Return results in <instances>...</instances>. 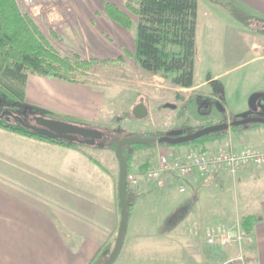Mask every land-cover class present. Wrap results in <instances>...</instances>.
<instances>
[{
	"label": "crops",
	"instance_id": "1",
	"mask_svg": "<svg viewBox=\"0 0 264 264\" xmlns=\"http://www.w3.org/2000/svg\"><path fill=\"white\" fill-rule=\"evenodd\" d=\"M59 1L69 8L63 15L67 28L62 30L68 36V43L61 49L64 54L77 53L100 61L120 58L131 65L125 50L135 52L138 18L133 15L132 27L125 28L109 17L104 7L111 2L125 9L127 0ZM207 1L204 8L214 11ZM233 1L248 17L259 19L254 23L264 29V0ZM200 7L198 0V21ZM33 17L43 29L41 21ZM245 33L247 50L259 52L264 33ZM136 67L144 76L157 77ZM98 88L91 83L29 72L26 103L100 123L108 110L107 95ZM145 102L152 112L146 98ZM137 103L132 102V110ZM238 136V140L233 139L237 147L247 144L240 139L244 134ZM165 148L157 146L158 152ZM247 168L238 174V180L252 177L260 188L251 193L243 212L226 209L219 197L210 210L201 209L199 218L183 220L180 214L161 223L155 217L145 218L144 207L137 201L131 210L123 249L114 264H264V165ZM216 210L224 213L226 220L211 223L216 219ZM234 215L238 219L256 218L250 229L252 239L241 248L235 244L226 248L209 245L195 235L198 227L232 224ZM117 228L115 186L83 152L0 127V264H91Z\"/></svg>",
	"mask_w": 264,
	"mask_h": 264
},
{
	"label": "rangeland",
	"instance_id": "2",
	"mask_svg": "<svg viewBox=\"0 0 264 264\" xmlns=\"http://www.w3.org/2000/svg\"><path fill=\"white\" fill-rule=\"evenodd\" d=\"M17 2L23 13H29L41 21L42 33L59 53L69 57L77 54L66 55L61 50L68 43V36L62 30L67 28L63 17L69 10L67 3L63 5L59 0H17ZM206 2L208 1L200 0L195 85L185 89L172 85L160 75L144 76L136 67L138 64L133 54H129L126 50L125 54L130 57L131 65L121 61L120 58L107 59L108 62L104 64L97 59L99 63L86 70L85 76L91 84L98 86V89L107 95L106 110L108 111L103 122L92 123L91 126H101V128L121 126L125 131L136 134L141 131L166 133L174 129H184L190 133L219 123L223 115L231 117L248 111L250 96L255 92L264 91V43L260 51L255 53L260 57H256L247 50L248 38L245 32L255 30L264 33V29L254 23L260 21L259 19L248 17V13L233 0H209L214 11L204 8ZM77 55L84 60H91L83 58L80 54ZM218 74L220 75L216 79H211ZM142 96H145L146 101L152 106V112L145 119L139 120L133 117L131 110L132 102L137 103ZM217 99L224 102V112L218 106ZM166 103L176 104L177 107L167 108ZM243 132L247 144H241L255 148L264 146V123H256ZM238 135L235 130L231 134L219 135L207 147L213 149L225 147L230 137L238 140ZM196 143L198 141L194 140L176 146L185 148ZM158 145L163 146L161 143L138 146L133 159L134 166L139 167L149 160L155 161L160 154H165L171 149L166 146L167 149L158 152ZM84 150L106 169V171L100 170L106 174L116 191L119 163L115 151L109 147L86 146ZM236 177H224L222 174L213 173L203 179L189 182L185 193H180L176 186L148 192L143 189L140 192L139 189L138 202L144 207L142 214L145 218L155 217L161 223L180 214L183 220L190 219L191 216L195 219L201 214V209L210 210L211 205H216L219 197L226 209L231 212L235 210L243 212L251 201V193L260 186L252 177H241L239 180ZM215 214H217L216 219L211 223L226 220L224 213L219 210H216ZM233 218L231 223L238 220L236 215ZM119 225L120 215H118V228L108 242L112 248L109 250L105 247L104 251L113 250ZM161 228L165 229L164 226ZM195 233L197 237L203 238L205 230L198 227ZM239 263L241 261L236 264Z\"/></svg>",
	"mask_w": 264,
	"mask_h": 264
},
{
	"label": "trees",
	"instance_id": "3",
	"mask_svg": "<svg viewBox=\"0 0 264 264\" xmlns=\"http://www.w3.org/2000/svg\"><path fill=\"white\" fill-rule=\"evenodd\" d=\"M104 7L108 16L125 28L132 27L133 15L138 18L136 47L133 57L142 69L162 76L176 87L192 88L194 86L198 0H127L125 9L111 2H106ZM106 62L108 61L103 60L100 63ZM97 63H99L97 59L84 60L77 54L74 57L62 55L42 33L34 17L29 13H23L17 0H0V102L6 107L21 109L29 115L42 114L47 117L90 125L93 122L26 103V88L29 72L74 83H90L85 76V71L93 68L94 64ZM221 98L223 99V97ZM222 103L224 102L222 101ZM0 127L30 138L77 149L87 155L91 163L106 171L101 163L84 150L85 146H97L54 139L4 119L0 120ZM252 127H233L232 130L244 134L243 130ZM109 129L116 132L119 138L136 134L125 131L121 126ZM137 134L160 136L163 133L141 131ZM217 136L219 134L204 136L197 139L198 143L196 144H201L202 148H206ZM119 138H115L114 145L109 148L115 150V143ZM240 139L246 141L243 137ZM163 145L176 146L166 143ZM138 146L147 145H134L132 153L128 152V148L124 150L129 168L135 165L133 159H135ZM149 165L145 162L139 165V168L144 170ZM132 195L135 200L130 211L140 198V195L135 192H132ZM116 199L118 215H120L121 220L118 184ZM240 220L244 228L249 231L256 222V218L248 216ZM116 239L117 236L114 240L116 241ZM107 244L102 247L99 255L91 264H99L103 261L104 250L107 247L109 250L112 248L111 245Z\"/></svg>",
	"mask_w": 264,
	"mask_h": 264
},
{
	"label": "water",
	"instance_id": "4",
	"mask_svg": "<svg viewBox=\"0 0 264 264\" xmlns=\"http://www.w3.org/2000/svg\"><path fill=\"white\" fill-rule=\"evenodd\" d=\"M262 97L264 98V92H255L250 96V109L248 112H254L257 110V102ZM165 107L176 108L177 106L176 104L166 103ZM132 114L135 119L139 120L145 119L149 116L150 111L144 97H141L140 101L135 105L132 110ZM1 119L12 123H18L27 129L39 132L40 134L54 139H62L85 145L97 146L100 148L111 147L115 142L110 141L106 143L102 140L105 136V132L102 128L47 117L42 114H32L30 117L24 118L20 113L14 112L12 109L6 107L0 102V120ZM249 123H264V116L257 115L253 117H245L232 121L231 123H217L190 133L184 129H174L162 134L161 136L132 134L124 136L121 139H117L114 151L119 163L118 194L121 207V220L114 248L110 253L108 250L104 251V259L99 264H114L123 249L128 233L131 216L130 208L134 203L135 197L132 195V191H130L128 187L127 177L129 164L127 155L124 151L126 147H128V152L132 153L134 145H153L156 143L178 145L188 143L214 133L224 135L231 126Z\"/></svg>",
	"mask_w": 264,
	"mask_h": 264
},
{
	"label": "built area",
	"instance_id": "5",
	"mask_svg": "<svg viewBox=\"0 0 264 264\" xmlns=\"http://www.w3.org/2000/svg\"><path fill=\"white\" fill-rule=\"evenodd\" d=\"M170 147L167 153L160 154L146 169L141 170L137 166L129 168L127 178L130 191L137 193L143 189L148 192L176 186L180 193H185L189 182L210 174L236 177L247 167L264 165L263 149L250 145L237 147L232 137L225 147L214 149ZM204 230L203 241L222 248L231 244L241 248L252 239V232L244 228L240 219L229 225H208Z\"/></svg>",
	"mask_w": 264,
	"mask_h": 264
},
{
	"label": "flooded vegetation",
	"instance_id": "6",
	"mask_svg": "<svg viewBox=\"0 0 264 264\" xmlns=\"http://www.w3.org/2000/svg\"><path fill=\"white\" fill-rule=\"evenodd\" d=\"M262 92H264V91H262ZM219 97H220V95H219ZM217 102H218V106L221 107V111L224 112L225 107H224V104L222 103V101L217 99ZM249 109H250V107H249ZM249 109H248V111H249ZM12 110L14 112H16V113H20L24 118H28V117L31 116L29 114H26L25 112H23V110L18 109V108H12ZM248 111H246L244 113H241L243 115L238 114V115H241V116L233 115L231 117H226L225 115H223L221 117V120L219 121V123H223V122H230L231 123L232 121H235V120H238V119H242V118H245V117H253V116H257V115L264 116V98L262 97V98H260L258 100V102H257V110L256 111H254V112H248ZM255 124L256 123H249V124H239V125H236V126H231L228 129V132L229 133L233 132V130H232L233 127H235V128H243V127L247 128L249 126H254ZM96 127L101 128V126H96ZM102 129L105 132V136H104V138L102 140L105 141L106 143H108L110 141H115V138H119L117 133L112 131L111 129H109L107 127L106 128H102ZM214 134H218V133H214ZM156 136H158V135H156ZM122 137H120L119 139H121ZM115 145H116V143H115ZM126 148H128V147H126Z\"/></svg>",
	"mask_w": 264,
	"mask_h": 264
}]
</instances>
